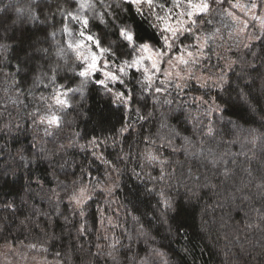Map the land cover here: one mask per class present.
<instances>
[{"label": "trees", "instance_id": "obj_1", "mask_svg": "<svg viewBox=\"0 0 264 264\" xmlns=\"http://www.w3.org/2000/svg\"><path fill=\"white\" fill-rule=\"evenodd\" d=\"M77 7L0 0V247L46 246L63 264H264V31L231 58L211 36L221 73L186 86V97L157 92L134 70L125 103L97 76L78 75L64 32L78 34L66 15ZM96 12L104 22L89 12L87 33L118 60L136 54L116 47L120 27L137 45L162 43L129 0H97ZM49 111L58 124L44 119ZM98 176L110 186L75 207L73 192Z\"/></svg>", "mask_w": 264, "mask_h": 264}, {"label": "rangeland", "instance_id": "obj_2", "mask_svg": "<svg viewBox=\"0 0 264 264\" xmlns=\"http://www.w3.org/2000/svg\"><path fill=\"white\" fill-rule=\"evenodd\" d=\"M210 3L211 11L209 15L203 18L197 17L199 23L188 32L179 33L176 38H173L169 32L164 30L165 24L162 20H158L157 16L163 17L168 9H172L169 22L175 25L178 13L184 10L183 4H181V7H175L173 0H156V6L152 9H149L146 5H142L140 11L146 14L154 26L159 29L162 43L160 45L148 43L152 47L147 51H141L137 48L135 56L131 59L118 60L114 56L104 55L99 61L100 70L92 76H97L99 80H105L108 94L116 101H126L125 103H128L130 100L126 79L133 76L132 73L134 70L139 71L144 76L149 86H157L161 88V90L165 89L166 92L175 91L180 93L183 97L188 96L187 90L185 89L189 87L190 84L197 83L198 85L206 86V83L214 77L219 76L221 72L211 64L218 56L214 59L212 51L206 49L207 44H204V37L214 33V35L211 34L213 40L212 44L218 49L220 56L231 58L232 49L242 48L251 44L253 41L259 39L264 31V0H231L230 6L228 7H224L222 4H216L212 2V0H210ZM232 3H238L241 7L233 9L231 8ZM160 4L165 6L164 9L159 7ZM252 4H255L256 7L253 8ZM26 10L28 11L29 8ZM228 10L233 12V16H228L226 14ZM233 17H235V19ZM43 20L42 18V20L40 19L37 23L43 24ZM204 20L211 21L207 30L202 26L203 23H205ZM216 29H219V32H216ZM84 31L87 33V28L84 29ZM165 37H168L169 42L173 44L171 49L167 48ZM197 37L201 39L197 40ZM202 44L204 46L203 49L200 50L199 46ZM185 49L195 54L196 62L190 63L188 66L180 65L177 59L181 55L188 58ZM157 51L164 53V55L157 57L155 54ZM141 57H143V60L138 66L127 67L125 73L119 71L123 61H131L132 59H140ZM149 57H151V59H148ZM169 60L172 62L169 63ZM105 62L107 63V67L104 66ZM153 62L158 64L159 71H155L151 68ZM145 68H148L149 71L145 72ZM105 71H111L119 78L116 81L107 79L103 74ZM165 71H168L171 75L166 76ZM176 72L180 73V77L176 76ZM177 85H179V87ZM63 88L64 87L60 86L54 91L55 101L57 96H59L60 99L66 100ZM117 93H122L123 96L117 98ZM191 99L192 98H190V100ZM200 103L208 104L205 100L200 101ZM56 104L58 103L56 102ZM56 114V112L51 113L49 111L44 119L49 120L53 115L57 117ZM99 142V139L95 140V144L91 141V145L96 147L97 153L102 151V146ZM98 177L99 178H92L81 182L79 187L73 192L70 200L75 207L79 208L83 206L91 198L95 197L97 195L96 193L110 186L107 182H102L104 177ZM108 177L109 175L106 176V178ZM82 189L84 190L83 195H81ZM100 197L104 196L100 195ZM77 200H80L81 203H77ZM110 227V223H104L102 226L104 233L108 234V236H111ZM165 263L164 261L163 264ZM0 264H63V261L57 254L53 256L49 255L46 246L10 243L7 246L0 247Z\"/></svg>", "mask_w": 264, "mask_h": 264}, {"label": "snow or ice", "instance_id": "obj_3", "mask_svg": "<svg viewBox=\"0 0 264 264\" xmlns=\"http://www.w3.org/2000/svg\"><path fill=\"white\" fill-rule=\"evenodd\" d=\"M132 3H134L138 10H140V7L142 5H146L149 9H152L156 6V0H131ZM212 2L216 4H223L224 0H212ZM100 4H103V0H99ZM77 4V10L75 12H67V17H69L71 20L75 21L77 24L80 25V30L78 34H74L67 26L64 28V32L68 35L69 39L67 40V48L72 50L74 53L76 60L80 62L82 65V70L79 71L78 75L82 78H89L94 73L100 70V64L99 61L104 55H115V52H113V45L109 44L108 47H104L102 45V41L95 37L93 34L86 33L84 29L87 28L89 25V18L88 13L93 12L95 13L98 18L101 20V22H104V16L107 13H98L96 12L97 8V0H76ZM173 4L175 7H181V4L184 5V10L178 13V16L176 17V24L172 25L169 22V17L172 13V9H168L163 17L157 16L158 20H162L165 24V31L169 32L173 38H176L179 33L181 32H188L190 29H192L195 25L199 23V18H203L206 15H209L211 11V3L210 0H173ZM159 7L161 9H164V5L160 4ZM241 5L238 3H232L231 8H240ZM252 7H256L255 4H252ZM16 11L19 14H23L26 9L24 8H18ZM228 16H233V12L231 10H228L226 13ZM183 18V19H181ZM235 19V17H233ZM206 23H211V21H206ZM216 32H219V29H216ZM54 35V34H53ZM214 35V33L212 34ZM118 38L119 43L116 44V47L122 48V47H130L135 52L137 48L141 51H147L150 50L152 46H150L148 43L143 44H136L137 37L134 35V33L127 27H120L118 28ZM201 39L200 37H197V40ZM211 39V35L204 37V44H207L208 40ZM165 44L168 49H171L173 47V44L169 42V38L165 37ZM203 44L199 46L200 50L203 49ZM63 49H60L59 54H63ZM187 53V57L185 58L184 55L179 56L178 62L180 65L188 66L190 63H195V54L192 51H188L185 49ZM157 57H161L164 55V53L157 51L156 53ZM148 59H151L149 57ZM143 60V57L140 59H132L131 61L125 60L122 62V65L119 68V71L121 73H125V69L127 67L132 66H138L141 61ZM169 63L172 61L169 60ZM105 67H107V63L104 64ZM151 68L155 71H159L158 64L156 62H153L151 65ZM145 72H148L149 69L145 68ZM104 76L107 79H110L112 81H116L119 77L112 73L111 71H105ZM165 75L169 76L171 73L168 71H165ZM176 76L180 77V73L176 72ZM55 77H53L54 79ZM98 84L103 85L104 87H107V84L105 80H97ZM179 87V85H177ZM69 91H73L69 89ZM75 91H80V89H76ZM157 92L161 91L160 88L156 89ZM117 98H121L123 96L122 93H117ZM56 102L58 104H66L67 101L64 99H60L59 96L56 97ZM126 102V101H125ZM59 118L56 116H52L49 118V124H58ZM211 131V129H209ZM84 190H81V195H83ZM77 203H81L80 200H77ZM83 214V213H81Z\"/></svg>", "mask_w": 264, "mask_h": 264}]
</instances>
